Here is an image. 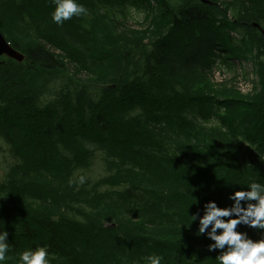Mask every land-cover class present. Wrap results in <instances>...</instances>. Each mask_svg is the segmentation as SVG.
<instances>
[{
	"label": "trees",
	"instance_id": "obj_1",
	"mask_svg": "<svg viewBox=\"0 0 264 264\" xmlns=\"http://www.w3.org/2000/svg\"><path fill=\"white\" fill-rule=\"evenodd\" d=\"M205 1L78 0L87 15L57 25L52 0H0V32L24 56L0 57L4 264L36 246L51 264H217L188 216L264 182V0ZM241 63L258 78L246 96ZM217 65L223 87L208 84ZM98 153L106 174L72 179Z\"/></svg>",
	"mask_w": 264,
	"mask_h": 264
},
{
	"label": "clouds",
	"instance_id": "obj_2",
	"mask_svg": "<svg viewBox=\"0 0 264 264\" xmlns=\"http://www.w3.org/2000/svg\"><path fill=\"white\" fill-rule=\"evenodd\" d=\"M54 9L51 20L62 25L73 17L87 15V9L78 0H52ZM79 183L86 181L79 176ZM240 185V182H229ZM247 190L234 191L228 199L231 206L219 207L214 201L203 205V213L188 216L190 225L198 220V235H205L212 241L208 251L218 252L217 264H264V182L249 176ZM239 226L261 232L259 239H253L247 232L239 231ZM8 233L0 227V264L9 259L11 245ZM16 264H51L50 254L44 246L29 247L18 253ZM143 264H165L160 254H149L143 257Z\"/></svg>",
	"mask_w": 264,
	"mask_h": 264
},
{
	"label": "rangeland",
	"instance_id": "obj_3",
	"mask_svg": "<svg viewBox=\"0 0 264 264\" xmlns=\"http://www.w3.org/2000/svg\"><path fill=\"white\" fill-rule=\"evenodd\" d=\"M129 16H131L129 20L130 24L135 26V28H138V26L135 23L140 22L142 20L143 14L141 12H137L134 9H131ZM235 68L238 74L237 77H235L236 78L235 86L241 90L240 93L243 96H246L248 93H252L253 89L255 88L258 82V78L254 73L252 74L251 66L247 63H241L240 65L236 64ZM243 74L246 75V78H244ZM231 77H232L231 72L227 71L225 68L221 67L220 65H217L214 68L213 73L210 76H208V84H211L214 87H220V86L223 87L224 85L229 84L230 82L229 80ZM208 84L205 82H201L199 83L198 87L205 90L211 89L214 91V89L212 87H209ZM252 84L255 86H252ZM256 92H258V90H254L253 93ZM1 148H2V152H0V180L4 174V171L6 170L7 165L9 164V159L7 157L6 150L4 147H2V145ZM105 174L106 172L104 166L101 163L100 155L98 153L96 155V159L92 167L87 170H82V171L81 169L77 170L76 172L73 173L72 179L75 180L79 178V176L83 175L85 176L86 180L88 179L90 181H93L103 177ZM103 189H101V191Z\"/></svg>",
	"mask_w": 264,
	"mask_h": 264
},
{
	"label": "water",
	"instance_id": "obj_4",
	"mask_svg": "<svg viewBox=\"0 0 264 264\" xmlns=\"http://www.w3.org/2000/svg\"><path fill=\"white\" fill-rule=\"evenodd\" d=\"M202 3H208L205 0H200ZM4 56L9 58L15 62H22L24 60V56L16 51L10 44L7 42L0 32V57Z\"/></svg>",
	"mask_w": 264,
	"mask_h": 264
}]
</instances>
